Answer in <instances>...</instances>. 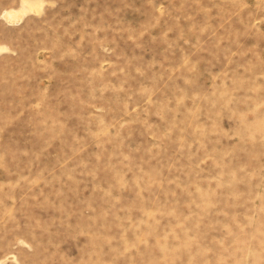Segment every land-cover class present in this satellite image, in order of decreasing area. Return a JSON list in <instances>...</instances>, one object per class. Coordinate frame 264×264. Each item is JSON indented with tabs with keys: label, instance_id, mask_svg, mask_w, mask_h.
<instances>
[{
	"label": "rangeland",
	"instance_id": "374dc122",
	"mask_svg": "<svg viewBox=\"0 0 264 264\" xmlns=\"http://www.w3.org/2000/svg\"><path fill=\"white\" fill-rule=\"evenodd\" d=\"M0 264H264V0H0Z\"/></svg>",
	"mask_w": 264,
	"mask_h": 264
},
{
	"label": "bare ground",
	"instance_id": "6f19581e",
	"mask_svg": "<svg viewBox=\"0 0 264 264\" xmlns=\"http://www.w3.org/2000/svg\"><path fill=\"white\" fill-rule=\"evenodd\" d=\"M9 15H12V13H9Z\"/></svg>",
	"mask_w": 264,
	"mask_h": 264
}]
</instances>
